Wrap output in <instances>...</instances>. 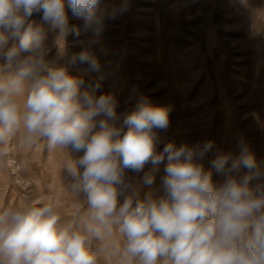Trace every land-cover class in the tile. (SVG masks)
<instances>
[{
  "label": "clouds",
  "instance_id": "obj_1",
  "mask_svg": "<svg viewBox=\"0 0 264 264\" xmlns=\"http://www.w3.org/2000/svg\"><path fill=\"white\" fill-rule=\"evenodd\" d=\"M102 3L0 0V145L18 137L20 147L67 149L63 172L86 206L71 223L43 202L0 210V264H264V169L246 141L211 161L216 183L202 162L212 141L158 151L170 108L141 96L121 121L114 95H97L100 59L88 48L70 53V35L100 43L106 24L130 10V0ZM66 5L82 24L70 23ZM77 63L101 73L94 85L70 73ZM128 172L143 175L134 182Z\"/></svg>",
  "mask_w": 264,
  "mask_h": 264
},
{
  "label": "rangeland",
  "instance_id": "obj_2",
  "mask_svg": "<svg viewBox=\"0 0 264 264\" xmlns=\"http://www.w3.org/2000/svg\"><path fill=\"white\" fill-rule=\"evenodd\" d=\"M120 2L103 0L102 7ZM66 11L70 23L82 24L67 5ZM33 19L39 22L40 17ZM46 44L49 57L54 56L51 32ZM68 45L70 53L88 48L100 59L104 79L97 95H114L121 121L141 96L170 108L168 128L157 133L158 151L170 141H212L202 162L218 183L222 177L211 161L221 153L236 154L243 138L264 169V0H130V10L106 24L100 43L84 32L78 38L70 35ZM69 71L84 80L85 88L101 76L87 64L77 63ZM0 151V210L48 203L64 223L86 214L63 172L71 159L67 149L49 151L44 140L32 148L20 147L17 137L0 145ZM163 167L154 188L160 185ZM127 175L139 182L143 173ZM260 182L254 178L249 186Z\"/></svg>",
  "mask_w": 264,
  "mask_h": 264
}]
</instances>
